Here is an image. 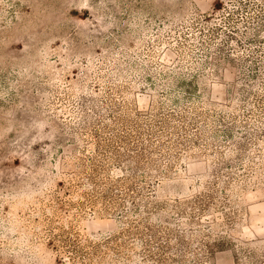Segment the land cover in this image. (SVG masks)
Segmentation results:
<instances>
[{"label":"rangeland","instance_id":"rangeland-1","mask_svg":"<svg viewBox=\"0 0 264 264\" xmlns=\"http://www.w3.org/2000/svg\"><path fill=\"white\" fill-rule=\"evenodd\" d=\"M0 264H264V0H0Z\"/></svg>","mask_w":264,"mask_h":264}]
</instances>
